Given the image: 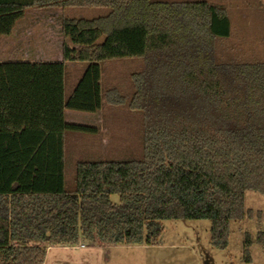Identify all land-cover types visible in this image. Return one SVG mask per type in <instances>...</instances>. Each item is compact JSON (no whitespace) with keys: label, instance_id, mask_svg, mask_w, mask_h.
I'll return each instance as SVG.
<instances>
[{"label":"trees","instance_id":"1","mask_svg":"<svg viewBox=\"0 0 264 264\" xmlns=\"http://www.w3.org/2000/svg\"><path fill=\"white\" fill-rule=\"evenodd\" d=\"M75 6L108 12L63 18L62 60L0 61V264H43L52 243L154 244L165 219H210L212 245L226 248L231 221L254 214L245 192L264 195V60L219 59L231 23L207 0H0V35L30 7ZM126 57L144 60L132 96L105 99L142 113L144 156L79 161L70 191L66 132L97 128L65 109L100 110L101 62ZM79 60L66 98V61ZM251 243L246 233L248 263Z\"/></svg>","mask_w":264,"mask_h":264},{"label":"rangeland","instance_id":"2","mask_svg":"<svg viewBox=\"0 0 264 264\" xmlns=\"http://www.w3.org/2000/svg\"><path fill=\"white\" fill-rule=\"evenodd\" d=\"M108 12L103 7H30L10 35H0V61L62 60V46L66 41L62 31L63 18H93ZM235 13H231L234 17ZM258 29L246 26L242 38H221L217 45L220 60L228 54H238L248 60H264V42L257 38ZM254 37V38H253ZM242 43V44H241ZM88 65L87 61H66L65 97L72 92ZM144 67L142 57H126L101 62V92L103 105L97 112L65 109L67 122L95 126L97 132L68 130L64 147L65 184L75 188L76 165L79 161L142 159L143 116L127 104L111 106L105 94L117 88L130 100L133 93L132 74ZM114 202L119 195L111 194ZM245 209L253 216L232 220L228 246L224 249L211 243L210 219H165L162 234L154 244L141 248L144 264H264V244L257 240L264 231V195L254 190L245 192ZM249 233L251 262L244 258L245 235ZM44 244V243H43Z\"/></svg>","mask_w":264,"mask_h":264},{"label":"crops","instance_id":"3","mask_svg":"<svg viewBox=\"0 0 264 264\" xmlns=\"http://www.w3.org/2000/svg\"><path fill=\"white\" fill-rule=\"evenodd\" d=\"M182 1V0H169ZM224 6L231 23L230 38H242L246 26L258 29L257 38L264 42V0H207ZM231 13H235L234 17ZM254 38V37H253ZM242 44V43H241ZM144 244H115L80 240L76 243L47 244L43 264H144L141 246ZM146 245V244H145Z\"/></svg>","mask_w":264,"mask_h":264}]
</instances>
